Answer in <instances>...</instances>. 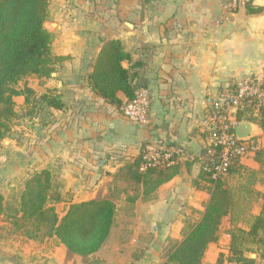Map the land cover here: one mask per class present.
Returning <instances> with one entry per match:
<instances>
[{
	"label": "crops",
	"instance_id": "0c3cea01",
	"mask_svg": "<svg viewBox=\"0 0 264 264\" xmlns=\"http://www.w3.org/2000/svg\"><path fill=\"white\" fill-rule=\"evenodd\" d=\"M46 27L55 35L54 54L64 60L50 78L28 76L18 89L27 84L37 95L57 89L65 107L51 109L52 116L44 120L28 114L24 95L15 97L17 116L0 141L5 162L0 167L11 169L12 180L21 181L18 186L29 175L49 170L60 193L57 211L60 204L64 206L62 216L71 203L114 190L113 175L124 164L110 158L115 149H125V159L131 160L142 143L161 140L186 146L192 163L161 184L152 200L139 197L134 215L119 211L107 240L87 259L68 255L63 244L46 239L38 242L48 248L44 255H36L40 258L36 264H159L168 245L183 238L185 223L199 219L210 198L196 159L203 157L206 145V114L222 91L246 76L264 80V0H50ZM109 39L120 40L132 55L124 66L131 65L133 72L149 80L151 110L146 125L127 121L119 108L89 86L93 63ZM118 96L127 100L123 92ZM235 135L255 137L264 149V131L253 120L237 121ZM242 163L260 171L261 180L254 188L261 196L250 210L260 215L264 162L252 154ZM17 164L20 168L12 170ZM237 181L232 178L231 184ZM117 186L128 189L122 194L120 206H124L132 187L121 181ZM226 222L230 227L223 233ZM231 229L228 215L201 264H220V255L227 256ZM247 255L264 264V248Z\"/></svg>",
	"mask_w": 264,
	"mask_h": 264
},
{
	"label": "trees",
	"instance_id": "16d2710c",
	"mask_svg": "<svg viewBox=\"0 0 264 264\" xmlns=\"http://www.w3.org/2000/svg\"><path fill=\"white\" fill-rule=\"evenodd\" d=\"M49 3L50 0H0V141L17 116L16 96L24 95L29 106L28 114L44 120L52 116L51 109L65 107L57 89H48L41 95L27 84L18 89L20 81L28 76L50 78L56 66L64 60L52 50L55 35L46 27ZM131 60L132 55L120 40L109 39L104 42L89 74L91 89L119 109L123 103L119 92L131 100L138 88L149 84L148 79L132 71L131 65L124 66V62ZM236 118L238 121L253 120L264 131V105L256 115H253L252 106L246 105L237 111ZM148 143H142L137 156L131 160L125 159V149L110 152V158L124 163L113 175L116 186L110 193L71 203L60 216L55 206L60 193L53 186L51 172L45 169L29 175L10 198L0 192V218L10 220L15 230H21L30 240L44 242L54 239L67 248L68 255L76 254L87 259L105 243L119 211L133 214L139 197L143 201L152 200L161 184L176 176L183 165L187 167L192 163L191 152L186 146L169 143L183 146L187 153L182 158L185 160L174 154L168 164L142 170ZM254 156L263 164L264 149L256 151ZM196 159L202 166L206 162L205 157ZM200 169V179L205 182L203 188L210 194L205 210L199 219L185 223L183 238L168 245L164 260L159 264H201L209 245L218 240L220 226L228 215H231L232 229L225 261L228 264H256V259L247 254L264 248V208L260 215L250 213L252 202L261 196L254 188L261 180L258 178L260 171L245 167L239 158L234 159L228 173L218 179H213L203 167ZM232 178H237L236 185L231 184ZM118 181L132 187L133 193L126 195L124 206H120L122 194L128 189L119 188ZM218 262H224L223 254ZM86 264L89 263L86 261Z\"/></svg>",
	"mask_w": 264,
	"mask_h": 264
},
{
	"label": "built area",
	"instance_id": "2783aa9c",
	"mask_svg": "<svg viewBox=\"0 0 264 264\" xmlns=\"http://www.w3.org/2000/svg\"><path fill=\"white\" fill-rule=\"evenodd\" d=\"M246 105H251L253 115L264 105V80L253 75L246 76L234 88L222 91L213 102L205 116L206 145L204 147L205 164L200 168L211 174L213 179L225 176L234 159L241 161L261 149L258 140L253 138L239 139L235 135L237 123L236 113ZM123 117L136 125L149 122L151 110V91L148 87H140L135 97L126 100L120 107ZM177 154L185 158L187 153L183 146L170 145L161 140H152L144 151V162L141 169L166 165L171 157Z\"/></svg>",
	"mask_w": 264,
	"mask_h": 264
},
{
	"label": "rangeland",
	"instance_id": "374dc122",
	"mask_svg": "<svg viewBox=\"0 0 264 264\" xmlns=\"http://www.w3.org/2000/svg\"><path fill=\"white\" fill-rule=\"evenodd\" d=\"M4 163L5 162L2 161L0 155V165H3ZM18 168H20V164L15 165L12 170L15 171ZM10 170L11 169L5 171L2 169V167H0V192H2L7 198H10L12 194H15L17 190L23 185L21 184L18 186L17 184L21 181L17 180L14 182L12 180ZM10 183L13 185L15 184L16 186H12ZM63 207V204L58 206L59 214L63 212ZM228 226L229 223L227 222L222 225L223 233L229 230V228H227ZM42 246L43 245L41 244L39 245L38 241L28 239L22 234L21 230H15V227L10 220H6L3 217L0 218V264L2 262L4 263L5 260H11L14 264H36V260L40 259L36 257V255H44L43 250L48 248H42ZM40 248H42V250ZM40 251L43 252V254H41ZM225 260L226 259L224 255V262L222 264H228Z\"/></svg>",
	"mask_w": 264,
	"mask_h": 264
},
{
	"label": "water",
	"instance_id": "95a60500",
	"mask_svg": "<svg viewBox=\"0 0 264 264\" xmlns=\"http://www.w3.org/2000/svg\"><path fill=\"white\" fill-rule=\"evenodd\" d=\"M203 155H204V151H203ZM251 256H252V257H255V254H254V253H252V254H251Z\"/></svg>",
	"mask_w": 264,
	"mask_h": 264
}]
</instances>
